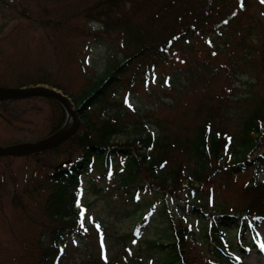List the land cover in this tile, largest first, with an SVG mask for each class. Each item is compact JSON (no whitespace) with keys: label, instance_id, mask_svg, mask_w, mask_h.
Wrapping results in <instances>:
<instances>
[{"label":"trees","instance_id":"16d2710c","mask_svg":"<svg viewBox=\"0 0 264 264\" xmlns=\"http://www.w3.org/2000/svg\"><path fill=\"white\" fill-rule=\"evenodd\" d=\"M12 1L19 4V0ZM85 1L91 3L80 14L87 22L98 25V33L91 32L93 39L98 40L95 36L104 33L122 32L125 51L121 59L109 61L96 81L85 69L81 70L85 84L77 93L45 74L26 79L12 72L5 83L0 79L1 87L45 84L59 89L71 99L80 116L78 131L62 144L68 146L64 162L25 191L42 197L44 217L48 220L40 225L36 264H62L59 255L63 250H59L67 247L70 238L90 231L79 220L75 208L87 178H91L88 186L95 196L107 197L111 215L134 221L132 231L123 240L134 239L145 230L153 235L144 244L158 255L159 264H245L240 254L257 247V229L264 227V181L259 180L264 175V149L260 151L264 148V85L260 94L250 92L233 100L205 94L193 103V108L183 110L179 118L154 120V133L117 142L115 137L125 134L130 124L121 95L132 94L141 83L148 84L179 50L189 53L194 39L223 32V47H230V38L240 33V18L248 0ZM140 12L145 13V18L135 25L132 21ZM24 19L42 27L50 24V20L39 17ZM57 22L53 26L61 27L62 21ZM249 32L250 29L245 30L244 37ZM88 34L82 31L83 36ZM235 47L244 49L242 38H237ZM255 55L257 62L252 68L260 71L264 68V39ZM228 56L236 65L248 62L251 66L254 62L246 55L238 61L234 52ZM188 62L186 71L190 83L196 86L202 82L199 68L204 69L205 65L196 59ZM208 71L210 79L216 76L214 71ZM236 72L231 66L226 78ZM48 102L57 109L59 120L43 139L59 131L65 122L63 108L50 99ZM231 103L244 105V110L230 114ZM177 104L172 101L168 106L174 108ZM231 120L236 127L233 133ZM135 125H140V121ZM56 150L58 147L24 157L38 158ZM246 176L249 179L240 186L249 199L242 206H217L210 210L206 200L222 185V180L233 186ZM14 201L23 205L20 197H14ZM191 216L203 223L202 236L207 245V250L200 252L203 256L192 252L193 228L186 223ZM228 231H233V241L227 240L231 233ZM76 264L144 263L124 246L118 258L99 251L94 259L81 258Z\"/></svg>","mask_w":264,"mask_h":264},{"label":"rangeland","instance_id":"374dc122","mask_svg":"<svg viewBox=\"0 0 264 264\" xmlns=\"http://www.w3.org/2000/svg\"><path fill=\"white\" fill-rule=\"evenodd\" d=\"M0 0V79L6 82L12 72L27 78H37L41 74L49 75L50 80L75 93L79 92L85 80L80 71L85 69L92 81L101 77L109 61L123 57L122 32L104 33L98 40L92 38L98 33V25L87 22L80 10L91 2L85 0ZM22 10L28 14H24ZM25 15V16H24ZM39 17L50 24L41 26L31 23L24 17ZM145 18L140 12L132 21L139 25ZM62 21L59 28L53 23ZM38 20V18H37ZM69 25L67 29L64 25ZM60 26V25H59ZM240 33L230 38V47H223L225 35L217 33L191 42L192 49L184 54L179 50L170 63L160 67L151 81L138 85L132 94L121 95L125 103L124 110L129 115V126L125 134L116 137V141H125L156 132L153 124L156 119H177L183 110L193 108V103L203 95L224 96L239 99L250 92L261 93L264 85V68L253 70L258 45L264 39V0H248L240 18ZM250 29L247 37L244 31ZM82 31L90 32L88 36ZM237 38L244 41V49L235 47ZM217 47L219 49H217ZM217 49V50H216ZM246 51V52H245ZM238 54L237 60L246 55L252 64H234L228 53ZM196 59L203 62L205 68H199L202 82L196 86L190 83L188 61ZM264 65V61H263ZM231 66L236 73L226 78ZM208 68L216 73L210 79ZM222 68L221 71H217ZM259 73V77H257ZM212 73V72H211ZM260 79L259 83L257 82ZM31 86V85H30ZM7 87H15L9 85ZM172 101H178L176 107H169ZM241 107V108H240ZM240 108V109H239ZM229 113H239L244 105L231 103ZM59 120L58 111L48 100L33 98L9 102L0 105V146L35 142L43 139ZM140 121V125H135ZM135 122V123H132ZM235 121L230 122V132L236 131ZM67 145L58 146L53 151L38 158L13 157L0 159V264H36L37 241L41 223L48 220L44 214L42 197L26 194L44 174L53 171L66 158ZM264 148L261 147L260 151ZM77 153L73 154L75 159ZM249 179L240 177L239 184L229 185L222 180V185L213 190L207 198L208 207L214 211L217 206L239 208L249 197H245L241 184ZM91 178L85 179L82 190L75 204L79 220L90 227L82 237L74 236L67 241V247L59 250L62 264H76L81 258L92 260L99 251L116 258L122 254L124 246L128 252L139 256L144 264H159L158 255L145 246L153 239L148 231H140V236L123 240L130 234L134 221L123 215L114 217L107 206L106 196H95L89 188ZM264 181V175L259 177ZM105 183H108V179ZM226 184V185H225ZM103 194V193H102ZM14 197H20L23 205L18 206ZM83 212V216L81 213ZM135 219V218H134ZM186 223L193 228L194 255L207 250L202 236L203 223L188 217ZM260 235L258 249L264 251V227L257 229ZM229 241H233V231H228ZM237 252V250H236ZM233 251V254H236ZM245 264H264V253L250 249L240 254Z\"/></svg>","mask_w":264,"mask_h":264},{"label":"water","instance_id":"95a60500","mask_svg":"<svg viewBox=\"0 0 264 264\" xmlns=\"http://www.w3.org/2000/svg\"><path fill=\"white\" fill-rule=\"evenodd\" d=\"M32 97H45L60 104L65 111L66 121L63 127L52 136L34 143H22L10 146H0V156H23L44 152L55 148L69 140L80 126V117L75 110L70 98L58 89L35 85L29 87H0V102L23 100ZM72 116V122L68 125V114Z\"/></svg>","mask_w":264,"mask_h":264},{"label":"bare ground","instance_id":"6f19581e","mask_svg":"<svg viewBox=\"0 0 264 264\" xmlns=\"http://www.w3.org/2000/svg\"><path fill=\"white\" fill-rule=\"evenodd\" d=\"M71 122H72V116H71V114L69 113V114H68V125H70Z\"/></svg>","mask_w":264,"mask_h":264},{"label":"snow or ice","instance_id":"6c2138e0","mask_svg":"<svg viewBox=\"0 0 264 264\" xmlns=\"http://www.w3.org/2000/svg\"><path fill=\"white\" fill-rule=\"evenodd\" d=\"M81 215L83 216V212L81 213ZM81 227H83V224L81 225Z\"/></svg>","mask_w":264,"mask_h":264}]
</instances>
